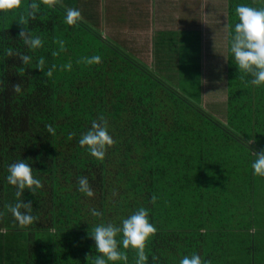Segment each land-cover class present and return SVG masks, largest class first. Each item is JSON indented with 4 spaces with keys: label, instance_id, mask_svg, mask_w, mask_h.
<instances>
[{
    "label": "trees",
    "instance_id": "obj_1",
    "mask_svg": "<svg viewBox=\"0 0 264 264\" xmlns=\"http://www.w3.org/2000/svg\"><path fill=\"white\" fill-rule=\"evenodd\" d=\"M38 2L29 27L44 44L34 51L19 39L18 18L30 0L0 10L1 264L13 257L22 264H94L91 226L119 223L140 206L157 227L146 246L149 264H178L193 251L210 264H264V176L250 166V149H264V86L252 85L230 54L227 111L213 112L83 17L67 25L59 0ZM238 3L264 6L231 0L230 25ZM94 54L100 63L81 59ZM101 115L115 143L98 160L78 140ZM21 158L42 181L34 194L25 190L37 217L26 227L4 209L14 199L7 165ZM80 175L89 178L93 196L78 191ZM92 208L102 216L92 217ZM14 233L23 243L11 244ZM125 252L127 262L109 264H134L135 250Z\"/></svg>",
    "mask_w": 264,
    "mask_h": 264
},
{
    "label": "clouds",
    "instance_id": "obj_2",
    "mask_svg": "<svg viewBox=\"0 0 264 264\" xmlns=\"http://www.w3.org/2000/svg\"><path fill=\"white\" fill-rule=\"evenodd\" d=\"M22 0H0V10H11L21 6ZM41 5L38 0H30L24 11L18 18L23 25L19 32V39L31 51L43 47L44 41L40 35H36L29 27V21L37 17ZM237 18L229 25L228 52L231 54L232 62L240 73L250 78V83L256 86H264V6L256 7L245 3H238L234 9ZM63 20L67 25H76L82 20V13L77 7H65ZM60 48L63 49L64 41H59ZM12 53L13 49H7ZM56 55V52H53ZM23 63H30L32 56L20 53ZM88 65L98 64L101 56L94 54L81 58ZM44 57H40L38 65L43 69ZM70 68L71 64L65 65ZM53 64L47 69L45 75L51 77ZM19 91V86H16ZM51 134H55V128L46 125ZM79 145L86 146L91 156L98 160H103L106 156L107 148L115 141L110 126L103 115L91 121L90 127L80 134ZM252 159L250 166L254 175L264 176V149L251 150ZM6 182L14 187V199L4 205L7 213L14 217V221L20 227H26L36 221L33 214V206L30 200L24 199L25 190L33 194L42 187V181L34 175L33 167L29 160L17 159L7 165V173L4 177ZM78 191L91 197L94 195L89 178L85 175L77 177ZM155 200V197H153ZM4 214L0 212V215ZM92 217H101L102 212L96 208L90 209ZM157 232L156 224L152 221L150 210L140 206L127 216L120 218L119 223L111 221H100L91 226L88 236L95 241V250L98 255L94 256V264H109V262L125 261L128 256L125 250L131 248L135 250L134 264H149V255L146 252L147 243ZM153 260L155 257L152 258ZM178 264H210V262L198 253L191 252L183 255Z\"/></svg>",
    "mask_w": 264,
    "mask_h": 264
},
{
    "label": "crops",
    "instance_id": "obj_3",
    "mask_svg": "<svg viewBox=\"0 0 264 264\" xmlns=\"http://www.w3.org/2000/svg\"><path fill=\"white\" fill-rule=\"evenodd\" d=\"M59 1L79 8L83 19L190 97L185 86L191 85L189 79L196 80L197 71L200 103L227 111L231 0ZM197 49L201 59L195 66L192 58Z\"/></svg>",
    "mask_w": 264,
    "mask_h": 264
},
{
    "label": "rangeland",
    "instance_id": "obj_4",
    "mask_svg": "<svg viewBox=\"0 0 264 264\" xmlns=\"http://www.w3.org/2000/svg\"><path fill=\"white\" fill-rule=\"evenodd\" d=\"M196 43H198L197 41H196ZM196 43H194V46H197L198 44H196ZM182 53V52H181ZM196 53V55H195V57H193L192 58V63L195 65V66H197V65H199V61H198V59H201V55H200V50H198L197 49V51L195 52ZM183 57V59H186L187 57H184V56H182ZM194 73V76H195V81H192V79H189V81H190V83H191V85L189 86H185L186 88H187V90L188 91H190V95H191V97L193 98V99H195L196 101H198V102H202L203 101V98H202V90H201V84L199 85L198 83H197V80L199 79V73L196 71V72H193ZM187 93V92H186ZM209 99H212L211 97H209ZM212 106V107H211ZM210 110L211 111H213L214 112V110L216 109L215 108V106H213V105H211L210 104ZM215 112H217V111H215ZM24 236L22 235V234H19V233H14V234H11L10 235V239H11V244H18V243H23V241H20V240H18V239H21V238H23ZM22 259H17V258H15V257H13L12 258V264L14 263V264H22V261H21ZM0 264H1V262H0ZM7 264H11V262H10V258L8 259V261H7Z\"/></svg>",
    "mask_w": 264,
    "mask_h": 264
}]
</instances>
